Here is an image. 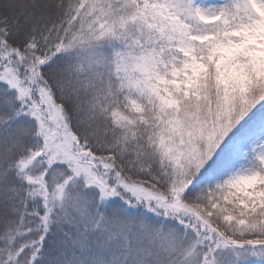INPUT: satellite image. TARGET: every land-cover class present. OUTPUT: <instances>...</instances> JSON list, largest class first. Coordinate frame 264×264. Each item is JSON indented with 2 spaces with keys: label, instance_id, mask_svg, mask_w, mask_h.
<instances>
[{
  "label": "snow or ice",
  "instance_id": "1",
  "mask_svg": "<svg viewBox=\"0 0 264 264\" xmlns=\"http://www.w3.org/2000/svg\"><path fill=\"white\" fill-rule=\"evenodd\" d=\"M0 264H264V0H0Z\"/></svg>",
  "mask_w": 264,
  "mask_h": 264
}]
</instances>
